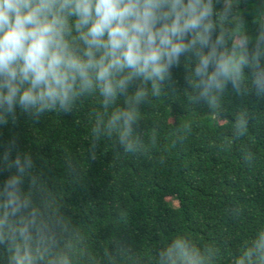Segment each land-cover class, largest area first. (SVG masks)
Returning <instances> with one entry per match:
<instances>
[{
    "label": "trees",
    "instance_id": "16d2710c",
    "mask_svg": "<svg viewBox=\"0 0 264 264\" xmlns=\"http://www.w3.org/2000/svg\"><path fill=\"white\" fill-rule=\"evenodd\" d=\"M215 7L230 8L221 22L234 34L264 29V0H217ZM191 65L182 59L171 82L156 93L147 86L139 103L131 100L140 87L134 82L108 105L87 93L66 112L35 120L18 112L15 123L0 126V152L15 139L10 158L31 156L35 197L63 221L55 251L66 264H159L176 238L202 264H264L258 253L245 255L264 233V96L245 79L238 90L226 86L211 107L194 98ZM128 107L136 119L122 144L107 121ZM6 256L0 245V264Z\"/></svg>",
    "mask_w": 264,
    "mask_h": 264
},
{
    "label": "clouds",
    "instance_id": "9594fccd",
    "mask_svg": "<svg viewBox=\"0 0 264 264\" xmlns=\"http://www.w3.org/2000/svg\"><path fill=\"white\" fill-rule=\"evenodd\" d=\"M217 0H0V126L17 114L38 119L68 111L75 100L98 93L105 105L138 82L132 103L171 82L172 69L191 59L186 77L197 101L215 107L229 84L250 80L264 96V29L254 37L229 31ZM219 17L221 20H217ZM238 35V39L235 36ZM247 72V77H245ZM134 107L117 108L107 121L126 143ZM243 121L237 128H243ZM15 139L0 152V245L7 264H66L55 251V229L63 228L51 202L33 192V160L17 153ZM26 181L28 183L25 187ZM264 260V233L254 245ZM159 264H202L183 238L159 254ZM237 264H245L240 260Z\"/></svg>",
    "mask_w": 264,
    "mask_h": 264
},
{
    "label": "rangeland",
    "instance_id": "374dc122",
    "mask_svg": "<svg viewBox=\"0 0 264 264\" xmlns=\"http://www.w3.org/2000/svg\"><path fill=\"white\" fill-rule=\"evenodd\" d=\"M232 7H234L236 4L235 3H231ZM167 200L174 206L177 205V201L174 198L171 197H167Z\"/></svg>",
    "mask_w": 264,
    "mask_h": 264
}]
</instances>
